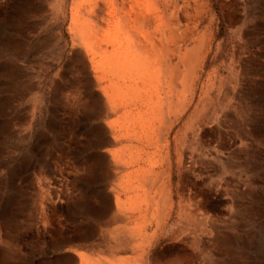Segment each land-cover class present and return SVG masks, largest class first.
<instances>
[{"label": "rangeland", "instance_id": "obj_1", "mask_svg": "<svg viewBox=\"0 0 264 264\" xmlns=\"http://www.w3.org/2000/svg\"><path fill=\"white\" fill-rule=\"evenodd\" d=\"M172 1L117 67L121 0H0V264H264V0Z\"/></svg>", "mask_w": 264, "mask_h": 264}, {"label": "bare ground", "instance_id": "obj_2", "mask_svg": "<svg viewBox=\"0 0 264 264\" xmlns=\"http://www.w3.org/2000/svg\"><path fill=\"white\" fill-rule=\"evenodd\" d=\"M98 1V0H97ZM172 1V0H171ZM173 2V1H172ZM99 3V2H98ZM167 3H168V0H121V4H120V6H118V4H116V6H114V7H110L108 4H105V9H106V12H107V16H105V20L103 21V22H105L104 24H105V30H103V29H101V31L103 30L104 31V33H105V35L103 34L102 36V38L103 39H101V40H99V39H97V41L95 40V43L93 44V50H94V48H100V49H103V50H107L108 51V55H107V57H108V59H114L113 61H112V63L114 64V63H118L117 64V67H121L122 66V63H126L127 61H131L133 64H135L138 60L135 58V56L134 55H132V47H134L135 46V40H137L138 39V37H135L134 38V34H135V36H136V34H138L139 33V31L142 29L143 30V34H144V38H148V36H149V33H148V31H147V29H145V28H149V27H153V28H155V29H158V28H162L163 29V27H165L166 26V22L169 20V18H173V19H175V16H174V12L177 10V6H176V4H175V6H174V9L172 10V11H168V9H167ZM75 6V5H74ZM82 6V5H81ZM82 9V8H81ZM80 9V10H81ZM86 9V8H85ZM84 9V10H85ZM92 10V9H91ZM98 11V10H97ZM78 12V11H77ZM80 12V11H79ZM105 12V13H106ZM92 13V12H91ZM177 13V12H176ZM79 14V13H78ZM77 14V15H78ZM82 14V13H81ZM85 15V14H84ZM83 16V15H82ZM84 17H82V19H83ZM171 18V19H172ZM79 19V18H78ZM172 19V20H173ZM83 21V20H82ZM81 21V22H82ZM175 21H176V19H175ZM170 22V21H169ZM85 23V22H84ZM72 24V23H71ZM73 25V24H72ZM178 24H177V21L175 22V24L170 28L169 27V29H168V31H170V33H169V35L171 36V37H174V35H175V33H177V31H176V27L175 26H177ZM103 26V25H102ZM162 26V27H161ZM170 26V25H169ZM179 26V25H178ZM73 27H74V25H73ZM80 27V26H79ZM104 27V26H103ZM100 28V27H99ZM74 30V29H73ZM84 30V29H83ZM93 30H94V35L95 34H97V32H98V30L99 29H97V28H93ZM71 31V30H70ZM79 31H81V30H79ZM71 32H73V31H71ZM180 32V31H179ZM183 33H184V31H183ZM184 37V36H183ZM81 38H83L84 39V37H81ZM134 38V39H133ZM164 39H165V36H164V34L163 33H161V35H160V44H162V43H164ZM181 39H183V38H181ZM71 40H73V39H71ZM77 40H78V38H77ZM133 41V42H132ZM76 42V41H75ZM84 42H86L87 43V41H84ZM91 42V41H90ZM181 42V41H180ZM184 42V41H183ZM77 45V44H76ZM81 45V44H80ZM129 45V46H128ZM133 45V46H132ZM126 46H128V48H126ZM162 47H160V48H162L163 49V45H161ZM85 47H86V45H85ZM105 47H107V48H105ZM158 48L156 45H154L153 44V46H148V45H142V46H140V45H137L136 44V48H141V49H144L145 51L147 50V51H149V49H150V51L152 52V54L154 55V53H156V52H158L157 54H155V58L157 59L156 61H159L161 64H159V68H160V74L161 75H163V69L164 70H166V63H164L165 61H163L162 60V62H161V59H158L159 57L158 56H160V57H162V56H165V54H166V49H163V50H160L159 51V49H158V51H157V49L156 48ZM197 47V46H196ZM196 47H194L193 48V52L192 53H195V50H196ZM98 48V49H99ZM184 48V47H183ZM85 49V48H84ZM99 49V50H100ZM135 50V49H134ZM89 51V50H88ZM91 51V50H90ZM102 51V50H101ZM146 51V52H147ZM137 52V51H136ZM141 52V51H140ZM97 53V52H96ZM134 54H135V52H133ZM181 53V52H180ZM159 54V55H158ZM94 55V54H93ZM99 55V54H98ZM105 55V54H104ZM91 56V55H90ZM95 56H96V54H95ZM97 57V56H96ZM95 57V58H96ZM99 57V56H98ZM103 57V56H102ZM90 58V57H89ZM100 60H102L101 59V55H100ZM141 58V57H140ZM93 59V58H92ZM91 59V60H92ZM91 60H89V61H91ZM96 60V59H95ZM82 61H84L83 59H82ZM105 61V60H104ZM158 62V63H159ZM87 63V62H86ZM86 63H84V64H86ZM92 63V62H91ZM101 63H103V62H101ZM139 63V62H138ZM83 64V65H84ZM149 64H150V62H149V60L147 59V61H146V64H142L141 66L144 68V69H149ZM80 65V64H79ZM82 65V66H83ZM155 65V64H154ZM153 65V66H154ZM84 66H86V65H84ZM94 66H96V65H94ZM132 66V65H131ZM158 66V65H157ZM134 67V66H133ZM140 67V66H139ZM141 67V68H142ZM181 67V66H180ZM95 68V67H94ZM170 68V67H169ZM126 69H128V68H126ZM99 70V69H98ZM125 70V69H124ZM95 72H98V71H95ZM115 72V71H114ZM113 72V73H114ZM94 74V73H93ZM102 74V73H101ZM127 74V73H126ZM126 74L125 73H122V76L121 77H124L125 78V80L127 81L128 80V78H127V76H126ZM95 75V74H94ZM98 75V74H97ZM113 75V74H112ZM128 75V74H127ZM95 77V76H94ZM129 77V76H128ZM123 78V79H124ZM90 79H92V78H90ZM112 79V78H111ZM93 80V79H92ZM101 80H103V79H101ZM115 80V79H114ZM98 81H99V79H98ZM98 81H96L97 83H98ZM107 81V80H106ZM129 81V80H128ZM135 81V80H134ZM158 81H159V79H158ZM101 83V82H100ZM107 83V82H106ZM119 84V83H118ZM121 84H122V82H121ZM92 85V84H91ZM121 87V86H120ZM145 87V86H144ZM113 88H114V86H113ZM147 88V87H146ZM146 88H144V89H146ZM178 88V87H177ZM103 89V88H102ZM105 89V88H104ZM113 90V89H112ZM150 90V89H149ZM104 91V90H103ZM110 91V90H109ZM118 91V90H117ZM153 92H154V90H153ZM97 93V92H96ZM114 93H116V92H114ZM122 93V92H121ZM110 94V93H109ZM109 94H108V96H109ZM96 95V94H95ZM101 95H102V93H101ZM105 95V94H104ZM113 95V94H112ZM136 95V94H135ZM161 95V94H160ZM120 96V95H119ZM119 96H117V97H119ZM103 97V96H102ZM115 97V96H114ZM134 97V96H133ZM154 97V96H153ZM161 97V96H160ZM141 98V97H140ZM162 98V97H161ZM160 98V99H161ZM109 99V98H108ZM115 99V98H114ZM149 99V98H148ZM154 99V98H153ZM170 99V98H169ZM187 99V98H186ZM112 100V99H111ZM117 100H118V98H117ZM120 100V99H119ZM146 100V99H145ZM115 101V100H114ZM159 101V100H158ZM118 102V101H117ZM140 102V101H139ZM97 103H98V101H97ZM119 103V102H118ZM146 103V102H145ZM150 103V102H149ZM188 103V102H187ZM148 104V103H147ZM95 105V104H94ZM98 104H96L95 106H97ZM117 105V104H116ZM110 106V105H109ZM119 107V106H118ZM165 108V107H164ZM156 109V108H155ZM120 110H121V108H120ZM157 110H158V108H157ZM157 110H156V112H157ZM152 111V110H151ZM149 112V111H148ZM114 113V112H113ZM122 113V112H121ZM132 113V112H131ZM153 113H155L154 111H153ZM160 113V112H159ZM117 114H118V112H117ZM123 114V113H122ZM157 115V114H156ZM156 115H155V117H156ZM154 116V115H153ZM152 116V117H153ZM161 116V115H160ZM103 117V116H102ZM113 117V116H112ZM111 117V118H112ZM115 117V116H114ZM126 117V116H125ZM142 117V116H141ZM147 117V116H146ZM150 117V116H149ZM151 117V118H152ZM104 118V117H103ZM138 118V117H137ZM144 118V117H143ZM128 118H126V120H127ZM133 119V118H132ZM161 119V118H160ZM119 120V119H118ZM125 121V120H124ZM141 121V120H140ZM156 121V120H155ZM113 122V121H112ZM115 122V121H114ZM148 122V121H147ZM100 123H102V122H100ZM111 123V122H110ZM120 123V122H119ZM125 123V122H124ZM153 123V122H152ZM155 123V122H154ZM138 124V123H137ZM107 125V124H106ZM121 125H122V123H121ZM139 125V124H138ZM116 126V125H115ZM133 126V125H132ZM155 126H157V125H155ZM113 127H114V125H113ZM145 127V126H144ZM109 128V127H108ZM116 128V127H115ZM99 129V128H98ZM111 129V128H110ZM113 129V128H112ZM134 129V128H133ZM137 129V128H136ZM152 129V128H151ZM150 129V130H151ZM101 130V129H100ZM102 131V130H101ZM109 131V130H108ZM113 131H114V129H113ZM128 131V130H127ZM131 131V130H130ZM134 131V130H133ZM118 132V131H117ZM123 132V131H122ZM119 134H120V132H118ZM116 135V134H115ZM121 135H123V134H121ZM150 135V134H149ZM155 135V134H154ZM142 136V135H141ZM156 136V135H155ZM154 137V136H153ZM152 137V138H153ZM114 138H115V136H114ZM117 139V138H116ZM138 139V138H137ZM154 139V138H153ZM116 141V140H115ZM118 141V140H117ZM135 141H137V140H135ZM156 141V140H155ZM156 142H158V141H156ZM137 143V142H136ZM122 144V143H121ZM126 144V143H125ZM154 144V143H153ZM122 145H124V144H122ZM122 145H120V147L122 146ZM108 146V145H107ZM119 146V145H118ZM126 146V145H125ZM151 146V145H150ZM119 147V148H120ZM123 147V146H122ZM118 149V148H117ZM149 149V148H148ZM120 151V150H119ZM162 151V150H161ZM115 152H117V154H119V152L118 151H115ZM158 152V151H157ZM111 155V154H110ZM113 156H114V153H113ZM117 156V155H116ZM115 156V157H116ZM144 156V155H143ZM140 157V156H139ZM118 158V157H117ZM120 159V158H119ZM142 159V158H141ZM117 160V159H116ZM115 160V161H116ZM117 162V161H116ZM123 162H124V160H123ZM147 162V161H146ZM138 163V162H137ZM115 164H120V163H115ZM124 164V163H123ZM132 164V163H131ZM136 164V163H135ZM147 164H148V162H147ZM146 165V164H145ZM137 166V165H136ZM134 167V166H133ZM149 167V166H148ZM138 168V167H137ZM136 168V169H137ZM131 169V168H130ZM135 169V168H134ZM134 169H132L133 170V172H134ZM135 169V170H136ZM140 169V168H139ZM140 170H142V169H140ZM154 170V169H153ZM137 171H138V169H137ZM143 171V170H142ZM141 171V172H142ZM145 172V171H144ZM138 174V173H137ZM131 175V174H130ZM132 175H133V173H132ZM140 175V174H139ZM145 175V174H144ZM144 175H141V177L142 176H144ZM141 177H139V178H141ZM135 178H137V177H135ZM134 178V179H135ZM138 178V179H139ZM145 178V177H144ZM146 179V178H145ZM137 181V180H136ZM135 181V182H136ZM145 181V180H144ZM134 183V182H133ZM132 184V183H131ZM135 184V183H134ZM129 185H130V183H129ZM133 186V185H132ZM131 186V187H132ZM138 188V187H137ZM138 190V189H137ZM140 190V189H139ZM143 191V190H142ZM136 192V191H135ZM141 192V191H140ZM156 194V193H155ZM142 195V194H141ZM154 197V196H153ZM144 205V204H143ZM141 207H142V205H141ZM148 208V207H147ZM147 210V209H146Z\"/></svg>", "mask_w": 264, "mask_h": 264}, {"label": "crops", "instance_id": "obj_3", "mask_svg": "<svg viewBox=\"0 0 264 264\" xmlns=\"http://www.w3.org/2000/svg\"><path fill=\"white\" fill-rule=\"evenodd\" d=\"M92 221H93V220H89V221L87 222L89 226H94V225H92ZM101 238L103 239V238H105V237H101ZM71 247H74V246H71ZM103 255H104V253H103Z\"/></svg>", "mask_w": 264, "mask_h": 264}]
</instances>
